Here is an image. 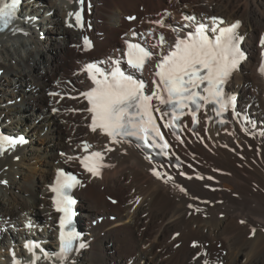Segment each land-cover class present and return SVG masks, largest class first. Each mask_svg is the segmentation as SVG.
I'll list each match as a JSON object with an SVG mask.
<instances>
[{
	"label": "bare ground",
	"instance_id": "bare-ground-1",
	"mask_svg": "<svg viewBox=\"0 0 264 264\" xmlns=\"http://www.w3.org/2000/svg\"><path fill=\"white\" fill-rule=\"evenodd\" d=\"M84 6L90 30L69 15L78 0H21L14 23L0 32V131L27 140L0 153V181H6L0 182V264H264V78L258 72L264 0H85ZM213 18L223 19L219 25L241 23L236 33L244 59L224 85L234 110L218 115L206 105L197 123L186 111L178 129L163 127L170 116L161 120L154 112L170 160L89 130L82 95L90 87L88 59L110 67L119 61L122 68L128 38L158 45L152 47L158 56L194 24L212 25ZM85 33L93 38L90 52L81 41ZM144 73L151 94L153 66ZM84 146L102 154L99 175L81 164L89 155ZM62 167L80 178L74 220L84 236L76 244L86 245L65 256L50 191ZM26 243L39 247L29 251Z\"/></svg>",
	"mask_w": 264,
	"mask_h": 264
},
{
	"label": "snow or ice",
	"instance_id": "snow-or-ice-1",
	"mask_svg": "<svg viewBox=\"0 0 264 264\" xmlns=\"http://www.w3.org/2000/svg\"><path fill=\"white\" fill-rule=\"evenodd\" d=\"M84 2L85 0H80L81 9L69 14L74 16L76 26L81 28ZM20 4L21 0H0V28H7L15 21ZM184 19L195 22L194 17L186 16ZM213 24L212 27L195 24L193 31L187 33L183 39H177L175 45L161 57L156 64L158 70L154 75L158 79L153 80L155 87L151 94H145V84L142 80L133 79L132 75H126L121 70L119 61L113 62L114 66L110 72H105L95 64L86 65L84 70L95 85L82 93L89 105L86 111L91 114V130L95 132L99 129L113 142H116L118 137L131 138L137 141V147L150 149L156 155L170 160L172 158L170 145L161 133L154 112L160 114L161 120L164 116H170V120L163 125L168 128L174 127L175 122L180 120L186 111L191 114L192 122L197 123V114L209 104L214 106L213 110L218 115L228 111L229 107L234 110L235 100L233 97H225L224 85L244 59L240 49L241 38L236 34L239 22L230 27H219L216 18H213ZM160 40L163 42V37ZM260 43L264 46V38ZM84 46L91 47V42L86 36ZM126 55L128 65L136 71H142L154 53L139 44H129ZM261 71L264 72V66L261 67ZM153 100L170 111L162 112L159 106L153 105ZM25 143L27 140L22 135L18 137L0 135V153L5 150V145L15 148ZM102 159V154L95 152L85 156L80 162L88 172L99 175L98 169L102 165L97 162ZM146 159L151 160V155L146 156ZM153 174L160 176L155 170ZM77 184L79 180L75 176L58 170L56 183L50 187V191L55 193L53 200L56 210L62 213L59 235L61 256L86 247L84 243L76 244L81 233L76 230L72 219L74 215L72 206L75 200L69 192ZM181 191L184 189L181 188ZM193 246H196L195 242ZM26 247L32 251L39 245L31 244Z\"/></svg>",
	"mask_w": 264,
	"mask_h": 264
},
{
	"label": "rangeland",
	"instance_id": "rangeland-1",
	"mask_svg": "<svg viewBox=\"0 0 264 264\" xmlns=\"http://www.w3.org/2000/svg\"><path fill=\"white\" fill-rule=\"evenodd\" d=\"M127 20L129 21L130 19H127ZM136 21H137V20H136ZM35 145H36V144H35ZM88 150H89V149H88ZM88 150H87V151H88ZM13 159H15L16 161H19V160H18V156H17V157H14ZM103 198H104L106 201H113V203H116V202H117L116 199L111 198V197H109V196H104ZM110 218H111L110 220L112 221V220L114 219V216L111 215ZM206 244H208V242H206ZM218 247H219V248H218ZM214 248H215V250H219V252H222V253L224 252V253H225V250L221 249V247L219 246L218 243H217V244L215 243V247H214ZM214 248H213V249H214ZM263 251H264V248H263ZM224 253H223V254H224ZM215 262H217V261H215ZM215 264H216V263H215Z\"/></svg>",
	"mask_w": 264,
	"mask_h": 264
},
{
	"label": "water",
	"instance_id": "water-1",
	"mask_svg": "<svg viewBox=\"0 0 264 264\" xmlns=\"http://www.w3.org/2000/svg\"><path fill=\"white\" fill-rule=\"evenodd\" d=\"M75 226V225H74Z\"/></svg>",
	"mask_w": 264,
	"mask_h": 264
}]
</instances>
